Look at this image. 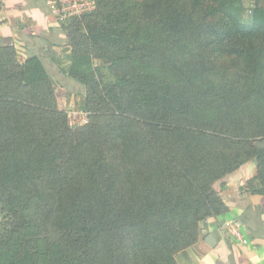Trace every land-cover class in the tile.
<instances>
[{
  "label": "trees",
  "instance_id": "16d2710c",
  "mask_svg": "<svg viewBox=\"0 0 264 264\" xmlns=\"http://www.w3.org/2000/svg\"><path fill=\"white\" fill-rule=\"evenodd\" d=\"M99 3L100 10L69 21L97 14L100 20L90 28L87 44L109 61L116 82H97L98 69L85 52H75L62 71L82 82L94 102L114 104L122 113L91 125L82 144L68 145L72 173L62 175L60 165L70 157L62 145L67 123L45 108L52 106L46 65L36 54L20 63L14 45L0 44V196L5 198L15 182L46 175L52 187L55 180L53 193L43 198L57 199V208L45 203L41 214L50 219L58 211L68 225L78 224V241L70 242L67 260L63 247L53 251L50 264L111 262L123 252L127 230L136 264H178L176 254L195 242L197 223L227 210L212 184L236 166L215 144L229 146L231 139L224 135L241 132L251 118L264 136V6H256L245 22L243 0H143V18L151 32L166 37L161 43L130 36L133 8L127 0ZM175 49H195L197 59L174 60L170 52ZM208 51L232 58L237 72L213 78ZM150 59L159 66L150 65ZM16 87L26 89L33 106L25 105L23 95L15 96ZM126 105L142 116L133 119ZM100 141L115 150L118 163L101 150ZM254 150L263 165L264 148ZM259 175L264 187L261 168ZM263 187L241 185L240 192L264 195ZM10 198L16 212L19 198ZM21 250L2 243L0 264H39L29 246ZM139 253L147 257L142 263Z\"/></svg>",
  "mask_w": 264,
  "mask_h": 264
},
{
  "label": "rangeland",
  "instance_id": "374dc122",
  "mask_svg": "<svg viewBox=\"0 0 264 264\" xmlns=\"http://www.w3.org/2000/svg\"><path fill=\"white\" fill-rule=\"evenodd\" d=\"M142 1L143 0H127L128 5L133 8L130 12V36L133 37L138 34L140 39L148 42L150 39H154L156 42L161 43L167 42L165 36L150 31L151 27L149 26V22L144 20L143 13L140 10ZM243 3L244 11L242 19L245 22L251 20L252 12L256 6H264V0H243ZM100 5L101 3L98 5L97 0L96 9L100 10ZM96 9L94 11H96ZM96 15L93 13L89 17L78 22L68 21L59 24L61 27L60 36L58 37L54 48L49 53L52 61L45 60L46 63L44 62L49 72L50 79L52 80V106L49 104V106H45V108L47 111L52 109L54 112H52L53 114H51L50 117L55 115L57 117H65L64 119H66L67 126L65 127V131L62 130L67 138L65 141L63 140L62 145L64 146L63 148L65 149L66 154L69 152V155L71 154V146L68 147V145H72L73 143L82 144V139L87 136L86 130L90 128L91 125H94V123H101L103 125L111 114L122 113L121 109L114 104L108 105L94 102V100L90 98L87 87L82 82L62 71V69H65L67 65L71 63V57L75 52H85L91 56L93 68L95 70L98 69V72H96L95 75L97 82L103 81L105 84L116 82V76L110 70L109 61L106 58L97 56V52H94L91 46L87 44L86 39L90 28L94 25H98L97 22L100 20ZM0 44L2 46L12 45L2 40ZM192 53H195V49H190L188 51L183 50L182 52H178L177 49H175L171 50L170 55H172V59L177 61L183 58L197 59ZM206 54L209 55L207 60L213 64L210 67H214L213 69H215V76H213V78H230L231 75H234L237 72L238 67L232 58L228 56H219L220 54L218 53L210 54L209 51ZM27 58L17 52V60L20 63L24 62ZM149 64L152 66H159L158 62L154 59L151 60ZM172 72L173 71L169 72L170 76L173 75ZM210 79H212V77ZM15 89L16 90L13 92L16 93L15 96L21 94L26 98L24 100L26 101L25 105H34V102H27L26 89L22 87H16ZM100 89L102 92V87ZM42 93H44V90H42ZM124 109L129 111L128 115L133 119H139L142 116V111L137 108H128L126 105ZM261 127L262 126L255 118H251V120L248 119V121L244 123L241 132L224 135L226 138L231 139V141L228 142L229 146L223 147L220 143L215 144L216 149L224 150L229 154L230 159L236 166L232 172H226L217 178L212 184L213 189L220 198L221 208H227V210L229 208L226 198H229L230 196L233 197V190H231L232 186L226 187V184L228 183L226 180H228L234 173H239L238 175H240L242 173L241 171H243V173L247 172V174L251 175V178L248 179L246 183L242 184L244 186L249 185L254 189L263 187V180L259 178V173L260 168L261 174L264 173V164L260 165L258 156L255 154L254 150V148H260L257 146V143L264 140V136L258 135ZM209 131L212 133L211 130ZM99 144L101 150H104L105 154L109 155V158L115 161L117 158L114 155L115 150L107 145V143L100 141ZM65 146L66 148L68 147L67 151ZM66 157H64V162L60 165V173L69 177L72 173L69 172L71 166L70 161H74L73 158L71 159L72 155H70V157L68 156V159ZM116 163H118L117 160ZM45 178L46 175H43L41 177H35L33 181L15 182L13 185L11 184V186H8V189L3 194L6 195L5 198L0 196L2 197L1 199H3L0 200V245L6 243L9 250H15L18 253L22 251L21 249L24 245L29 246L34 252L35 258L39 264H50L52 260L51 253H53V251H60L62 247L68 254H64V257H66L67 260L69 258L68 256L71 255L73 251V246L70 242H74L75 240L78 241V233L76 230L78 224H76V226L68 225L63 218L59 217L58 211H55L50 219L42 216V210H40V208H42L45 203L52 202V204H54L53 209L56 210L57 208V199L47 201V199L43 198V194L47 197L50 193H53V187L55 186V180L52 181V187H50ZM61 189L66 191L68 188L65 185L61 186ZM11 196L19 198L20 206L17 207L16 212H13L14 210L10 209ZM36 211H39L40 213ZM247 213L250 215L251 219H253L252 213L249 211ZM220 214H210L197 223V236L195 242L185 246L176 254V261L178 264H188L191 257L190 254L193 251H196L199 243L204 240L206 235L211 231V229L206 228L205 226L210 223V220L214 221V217ZM243 215L244 214L242 213L239 217L243 218ZM232 218H235V216ZM235 223L236 231H234L232 227H230V230H232V234L235 236H240V225H238L237 222ZM65 243H69L70 246ZM146 258L145 254L139 253L138 259L140 263L144 262ZM102 263L136 264L133 236L130 230H127L124 235L123 252H116L113 261L109 262L108 260H103Z\"/></svg>",
  "mask_w": 264,
  "mask_h": 264
},
{
  "label": "crops",
  "instance_id": "0c3cea01",
  "mask_svg": "<svg viewBox=\"0 0 264 264\" xmlns=\"http://www.w3.org/2000/svg\"><path fill=\"white\" fill-rule=\"evenodd\" d=\"M47 1L0 0V38L14 45L25 58L36 54L44 62L52 61L49 53L57 43L61 27ZM241 172L226 180V187L232 186L233 190V197L226 198L229 208L205 226L211 231L190 254L188 264H264V195L242 194L239 186L251 175ZM242 213L244 219L239 217ZM235 222L240 225V236L230 230ZM210 234L214 236L212 243L208 241Z\"/></svg>",
  "mask_w": 264,
  "mask_h": 264
},
{
  "label": "built area",
  "instance_id": "2783aa9c",
  "mask_svg": "<svg viewBox=\"0 0 264 264\" xmlns=\"http://www.w3.org/2000/svg\"><path fill=\"white\" fill-rule=\"evenodd\" d=\"M47 5L57 22L62 24L73 18L92 13L96 9L97 0H48ZM231 227L236 231L235 225Z\"/></svg>",
  "mask_w": 264,
  "mask_h": 264
},
{
  "label": "water",
  "instance_id": "95a60500",
  "mask_svg": "<svg viewBox=\"0 0 264 264\" xmlns=\"http://www.w3.org/2000/svg\"><path fill=\"white\" fill-rule=\"evenodd\" d=\"M257 146L260 147V148H264V140L258 142V143H257ZM213 238H214V236H213L212 234H210V235H209V239H208V241H209L210 243H212V239H213Z\"/></svg>",
  "mask_w": 264,
  "mask_h": 264
}]
</instances>
